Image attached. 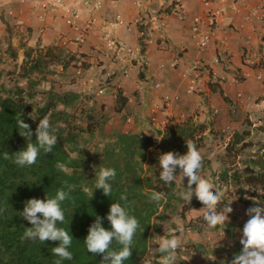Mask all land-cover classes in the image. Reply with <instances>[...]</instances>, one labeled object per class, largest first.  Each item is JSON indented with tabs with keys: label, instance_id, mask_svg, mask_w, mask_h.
Masks as SVG:
<instances>
[{
	"label": "crops",
	"instance_id": "1",
	"mask_svg": "<svg viewBox=\"0 0 264 264\" xmlns=\"http://www.w3.org/2000/svg\"><path fill=\"white\" fill-rule=\"evenodd\" d=\"M100 1L96 6L84 0H63L64 5L56 3L63 11L56 16L38 3L25 1L21 9L18 6L17 14L21 27L37 36L27 42L28 46L48 47L54 38H61L74 52L91 57L94 63L83 71L79 81L81 85L84 82L83 90L94 85L104 89L97 99L103 117L110 122L109 115L117 113L125 119L114 120L115 129H163L169 124L185 123V116L198 110L208 129L219 131L218 135L205 132L206 148L212 143L225 148L235 131L226 134L228 129L238 128L246 119L257 118V123L264 120V21L259 18L264 15V0H211V6L221 15L204 51L198 49L191 31L193 18L205 16L202 0ZM10 6L9 12L15 14ZM65 9L77 11L78 25L90 22L80 43L75 41L77 32L64 22L62 15L68 14ZM34 13L41 17L38 19ZM108 36L134 48L132 58L122 63L102 58L100 53L106 51ZM215 57L220 62L216 63ZM124 67L128 74L121 77L120 69ZM196 75V89L190 93L189 80ZM118 93L127 98L126 107L120 111L115 109ZM111 108L113 112L104 115ZM149 113L154 115L153 120ZM211 168H215L212 162Z\"/></svg>",
	"mask_w": 264,
	"mask_h": 264
},
{
	"label": "trees",
	"instance_id": "2",
	"mask_svg": "<svg viewBox=\"0 0 264 264\" xmlns=\"http://www.w3.org/2000/svg\"><path fill=\"white\" fill-rule=\"evenodd\" d=\"M33 48H26L25 58L30 56ZM31 60L28 67L24 63L22 65L21 76L27 79V86L16 84L0 95V264H56L60 258L53 254L52 248L58 242L41 243L39 240L22 239L31 224L22 217L21 212L29 199L53 198L58 190L67 191L68 185L74 186V190L70 193L71 198L62 202L65 221L58 222L57 227L64 228L72 235L68 251L73 258L62 260L60 264H102L103 256L88 252L84 240L97 216L103 218L102 226L111 230L107 215L112 203L125 206L129 215L135 216L140 225L133 238L131 257L124 264H143L151 220L163 201L152 200V193L162 192L167 196L172 189V183L168 185L160 179L159 156L169 151L186 154L185 141L188 140H192L200 152L203 124H196L189 117L185 123L169 124L163 129L154 128L147 132L116 130L109 140L106 138L104 143L90 149L88 139H81L84 131L89 138L94 137L95 127L100 123L93 116L89 115L92 119L85 129H67L70 126L68 109L75 106L81 94L75 90L55 91L50 86L42 94L41 102L36 101L39 81L31 79L30 73L43 71L45 62L39 55ZM117 99L119 103L116 108L120 111L126 107L127 98L118 93ZM20 114L31 128V143H36L35 130L39 120L45 117L58 138L52 152L45 154L41 150L31 166L20 167L14 162L17 152L24 150L29 142L19 134L17 117ZM248 120L245 123L251 125ZM260 128L264 132V127ZM250 134L249 129L232 133L225 148L226 155L233 157L230 165L235 164L234 159L240 149L252 144L247 140ZM5 151L9 153V159L4 158ZM202 157L203 169L210 167V159ZM58 164L64 165L66 170H60ZM228 164L226 162L220 176L226 185L232 183L239 188V200L245 202L247 199L242 198L245 195L259 196V192L264 190V149L258 156L245 157L243 167L233 166L230 171ZM101 167L116 171V177L111 181L110 196H105L101 189H95L96 176ZM179 174L182 173L177 167L176 175ZM121 196L126 199L121 200ZM192 202L183 204L184 211L200 203L197 198ZM218 206L226 209L229 204L223 199ZM121 247L115 241L111 245L112 250L118 251ZM152 262L159 264L156 260Z\"/></svg>",
	"mask_w": 264,
	"mask_h": 264
},
{
	"label": "rangeland",
	"instance_id": "3",
	"mask_svg": "<svg viewBox=\"0 0 264 264\" xmlns=\"http://www.w3.org/2000/svg\"><path fill=\"white\" fill-rule=\"evenodd\" d=\"M25 1L38 3L43 10L48 8L51 12V16H56L59 11L63 12L60 6L56 4L58 3L57 0H0V92L4 94L7 89L16 84L26 87L27 79L21 76L22 65L24 63L25 67H28L32 62L31 58H35L39 55L42 61L45 62V67L43 71H33L30 73L31 79L39 81V84L36 86L39 92L36 101L41 102L42 94H44L45 90L50 86L54 88L55 91L59 92L66 90L78 91L81 94V98L76 102L74 107L68 109L70 113V126H68L67 129L69 131L72 129H85L92 119L89 118V115L93 116L94 120L100 123V125L95 127L96 131L94 137L89 138L86 131H84L81 139H88L87 146L93 149L95 145L104 143L106 138L109 140L114 131L122 130L121 127L115 129L113 121L118 120L124 122V117L121 113H119L121 116H117V113H115L116 115L113 114L112 117L109 114L113 112V108H111L110 112L107 109L104 115L108 114L111 117V123L107 122L101 114L103 112V107L97 105V99L101 98L103 95L102 93H98L99 86H92V82L88 80L89 84L92 86L90 87L94 89V91L91 88L83 90V88H85L83 85L84 82L81 85L82 81H79V78L83 71H86L88 68L90 69L94 63L90 62L91 57H89L88 54L83 55V53L74 52L71 46H67V44L63 43L61 38H54V43L48 47H41L37 44L30 53V56L25 58V53L27 52L26 48L28 47L27 42L37 38L34 33H27V29L21 27L22 23L20 22L21 19L17 14V10L18 6L20 9L23 7L22 5ZM43 3H46V5L44 6ZM9 5H12L10 7L16 11L15 14L9 12ZM6 6H8V8ZM11 15L13 16L11 17ZM34 15H37L38 19L41 17L38 13H34ZM42 16L45 17L44 14ZM62 16L64 17V22L72 27L66 20L68 15L63 13ZM86 23L83 27H85ZM10 25H12V27ZM87 31L88 29L85 31V34ZM106 53L107 51H104V53L101 52L100 56L115 63L125 62L123 60H116ZM98 62L102 64L101 60H98ZM139 67L140 71H142L143 63H140ZM78 70H80V73H78ZM120 70H122L120 76L123 77V69ZM86 81L87 79L85 83ZM99 81H102V79H99ZM102 83L99 85L105 86V84ZM195 89L196 86L194 92ZM118 103L119 101H117L115 105L116 110ZM59 107L61 108V106ZM148 115L150 120L151 116L153 120L154 115L150 113ZM200 116L199 111L195 110L194 112H189V115L185 117L186 119L191 117V121H194L196 124H203L204 134L200 154L210 159L215 166L213 169L211 166L210 168L203 169L201 174L218 189L221 187L220 191L223 193L222 198L224 197L228 200L229 207H231L233 211L228 213L229 220L225 222V225H218L215 228L208 227L203 218L205 209L201 202L184 211L183 204H185L186 201L182 198V194L186 192L188 187L187 177L181 179L182 174L176 175L175 181L172 182V189L168 191V195L162 199L163 201L160 202L157 213L151 220L152 223L149 231L146 257H150L152 261L156 260L159 262L161 259V254L157 251L159 247L157 241L160 237L171 238V236L175 234L178 235L183 242L181 249H179L177 253L176 264H215L221 261L223 264H231L235 256L242 252L243 245L240 243V240L243 238V227L250 219L249 215H247V210L250 207H264V194H262L264 190L260 191L257 197H251L249 195L243 196L242 198L247 199L243 202L239 200V196H241L239 188L233 186L232 183L225 185L220 176L223 167L225 168L226 162L227 164L229 162L227 168L231 171L234 168L233 166L243 167V160L245 157L258 156L261 154L264 149V132L260 127H264V120L261 123H257V118H255L253 121L250 120L251 125L247 124V122L245 123L246 120H244L238 128H231L228 129V132H225L229 134L232 133L233 130L242 131L243 129H249L251 133L247 140L251 141L252 144L239 150L234 159L235 164L232 166L230 164L233 157L226 155V147H219L218 143H212L209 148H206L204 143V137L206 136L205 132L218 135L219 131L213 128L211 130L208 129L205 120H200ZM107 125L109 126L108 128ZM103 135H107V137H103ZM192 188L195 189V184L192 185ZM195 198V194H193L189 204L194 203L192 201ZM252 198H255L259 203H254ZM223 210L224 208H222V206L217 205L218 212ZM181 229L183 230L182 232L180 231Z\"/></svg>",
	"mask_w": 264,
	"mask_h": 264
},
{
	"label": "clouds",
	"instance_id": "4",
	"mask_svg": "<svg viewBox=\"0 0 264 264\" xmlns=\"http://www.w3.org/2000/svg\"><path fill=\"white\" fill-rule=\"evenodd\" d=\"M17 125L20 130L19 134L29 141L26 148L17 152L15 156L14 162L20 167L33 165L41 150L45 154L51 153L57 144L58 138L51 130L47 117L39 120L35 130V144L30 142L32 131L29 124L21 118V114L17 117ZM185 142L186 154L180 155L169 151L159 156L160 179L165 183L175 181L178 167L182 173L181 179L187 177L188 187L182 194L186 203L189 204L195 194V197L204 205L203 218L208 227L215 228L218 225H225V222L229 220L228 213H231L233 209L228 206L223 211H217V205L222 202L223 193L202 176L203 157L195 143L192 140ZM4 158H10L6 151ZM57 167L62 171L66 170L62 164H58ZM115 177V169L101 167L96 176L95 189H101L105 196H110L112 193L111 181ZM193 184H195V189L192 188ZM67 188V191L58 190L53 198L29 199L21 212L22 217L31 224V227L26 228L22 239L39 240L41 243H45V241L58 242V245L52 248L53 254L60 258L56 264H60L62 260L73 258L72 253L68 251L72 244V235L64 228L57 227L58 222L65 221L62 202L71 198L70 193L74 190V186L68 185ZM164 198L165 194L162 192H153L151 196V199L157 202ZM125 199V196H121V200ZM252 199L254 203H259L255 198ZM247 215L250 219L243 227V238L240 240L243 245L242 252L235 256L231 264H264V207H250L247 210ZM107 220L111 224V230L102 226L103 218L99 216L89 227L88 235L84 240L87 251L92 254H101L103 256L102 264H124L131 257L133 238L140 227L139 221L135 216L129 215L126 207L120 203L110 205ZM113 241L122 246L120 250L111 249ZM182 243L180 237L175 234L171 238L160 237L157 241L159 245L157 251L161 254L159 264H176L177 253L181 249ZM143 264H153V262L150 258L145 257Z\"/></svg>",
	"mask_w": 264,
	"mask_h": 264
},
{
	"label": "built area",
	"instance_id": "5",
	"mask_svg": "<svg viewBox=\"0 0 264 264\" xmlns=\"http://www.w3.org/2000/svg\"><path fill=\"white\" fill-rule=\"evenodd\" d=\"M57 2L60 5H64L63 0H57ZM84 2L85 3L93 2L96 6H99L101 4L100 0H84ZM202 2L205 7V16L203 19L200 16H195L191 24L192 35L200 51H204L207 48L211 40V37L214 33L215 27L218 23V18L221 15L219 9L211 6V0H202ZM43 5L45 6L46 3H43ZM263 6L264 5H262V7ZM64 11L68 12L67 14L68 16L66 17L67 22L77 32L75 37L76 43L82 42L85 36V31L88 28L87 23L90 24V22H87L85 27L78 25L77 19L79 18V15L77 11L72 9L71 10L65 9ZM259 18L264 21V15L262 16L259 15ZM118 22L122 23L121 20H118ZM81 28H83L84 30ZM140 35L141 36L143 35V31L140 32ZM106 51H107L106 54L111 55V57H113L114 59L123 60V61L129 60L134 54V48L129 47L117 41L112 36L106 37ZM214 61L218 63L220 62V59L218 57H215ZM78 73H80V70H78ZM127 74H128L127 68H123V75L125 76ZM189 81L190 83L188 85L187 91L193 92L197 81V75L192 76ZM156 86H159V84L156 83ZM103 92H104L103 88L98 89V93H103Z\"/></svg>",
	"mask_w": 264,
	"mask_h": 264
}]
</instances>
